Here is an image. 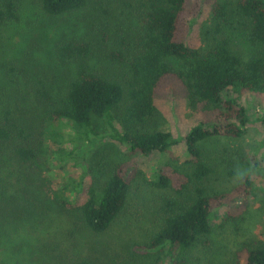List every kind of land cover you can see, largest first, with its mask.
Segmentation results:
<instances>
[{
	"label": "trees",
	"instance_id": "1",
	"mask_svg": "<svg viewBox=\"0 0 264 264\" xmlns=\"http://www.w3.org/2000/svg\"><path fill=\"white\" fill-rule=\"evenodd\" d=\"M40 2L48 14L63 15L85 11L92 0ZM203 2L211 9L210 28H214L210 37L208 26L204 29L206 45L195 47L188 41L189 16L200 12L203 4L139 0L141 29L136 35L114 31L115 44L104 46L97 57L98 68L92 63L95 38L89 30L90 17L84 16L83 34L54 46L63 85L58 90V81L40 76L32 84L35 100L45 106L42 115L16 81L15 72L0 60V164H10L14 158L28 180L24 190L38 192L40 205L50 213L38 232L28 231L13 199H1L0 247L6 259L24 264H109L84 250H102L97 238L122 215L131 180L139 176L146 192L153 193V204L149 206L146 198L145 209L156 230L143 244L146 253H131L124 264H195L188 254L200 247L212 264H264V238L253 235H243L238 255L231 259L217 260L222 255L211 250L212 220L218 208L227 204L226 220L241 224L249 216L253 180L245 175L230 192L209 190L217 174L235 175L244 161L251 162L234 142L252 121L264 126V115L253 119L241 101L246 95L264 94V0ZM17 6L15 0H0V23L17 19ZM229 31L245 35L251 47L247 59L233 49ZM2 39L0 30V53ZM168 75L184 84L190 104L213 105L215 120L198 121L182 137L158 126L156 94ZM97 120L104 124V132L98 130ZM106 138L123 146L125 159L115 162L111 151L100 147L93 152L97 174L92 181L86 170L70 171L65 177L67 164L74 161L77 166L76 160ZM181 142L190 159H170L153 178L139 168V156L168 153ZM258 147L264 152V138ZM263 159L254 165L261 167ZM53 165L64 183L49 198L43 185L39 189L30 184L35 173H48ZM71 189L85 198L76 204Z\"/></svg>",
	"mask_w": 264,
	"mask_h": 264
},
{
	"label": "rangeland",
	"instance_id": "2",
	"mask_svg": "<svg viewBox=\"0 0 264 264\" xmlns=\"http://www.w3.org/2000/svg\"><path fill=\"white\" fill-rule=\"evenodd\" d=\"M18 7V18L13 22L0 23L2 32V52L0 60L9 65L16 74V81L25 91L34 105L38 115L45 112V106L35 100L32 84L37 83L40 77H45L49 81H58L56 84L63 85L62 67L56 63L54 46L61 39H69L74 36H81L85 30L84 16H89L91 23V33L95 38V54L92 63L99 66L98 55L103 52L105 45H114V31L124 32L125 35L134 34L141 29L140 14L142 12L139 0H92L91 5L85 11H77L70 14L51 15L44 11L40 0H15ZM199 5L205 3L204 0H196ZM197 5V6H199ZM191 21L188 41L192 46L202 47L207 38L204 29L208 26L207 35L213 34L211 9L203 4L198 10L189 16ZM233 49L247 59L251 52L245 35L242 32L229 31ZM27 62L32 66L27 65ZM5 64V65H6ZM98 68V67H97ZM40 76V77H39ZM157 105L159 116L155 118L157 125L162 129L171 131L175 137L185 136L189 129L198 121L213 122L217 115V109L213 105L199 102L197 105L190 104L187 100V91L184 84L175 75H168L161 83L157 91ZM241 101L248 106L253 119L264 115V94L246 95L241 97ZM29 109V107H27ZM32 108V107H31ZM35 111V112H36ZM24 118L27 115L24 113ZM97 128L104 132V124L97 120ZM264 138V126L258 121H252L246 133L235 143V148H241L245 160L250 159V163H242L237 167L235 175L217 174L209 182L211 192H230L242 183V178L248 175L254 182L252 194L248 197L249 216L241 224L226 220L228 205L218 208L217 216L212 220L213 240L211 250L222 256L220 258L231 259L238 255L244 234L253 235L257 238H264V159L261 167H256L254 162L260 161L264 152L258 145ZM104 147L109 149L114 161L125 159L123 146L116 142H111L108 138L102 139L101 143L88 150L85 158H80L75 162L71 161L65 167V177L70 171H88V180L92 181L97 168L92 162L95 149ZM215 144L213 145V148ZM181 160L190 159L184 143H178L168 153L153 152L149 156H139L138 166L148 178H153L157 168L172 158ZM256 157V158H254ZM94 159V158H93ZM256 159V160H253ZM17 161L12 158L11 163L2 162L0 164V201L10 197L23 213L26 228L38 232L41 224L50 213L44 212L38 200V192L30 193L25 191L24 170L18 167ZM76 167V168H75ZM95 168V169H94ZM41 170V169H40ZM59 175V174H58ZM57 175V168H53L48 173L41 170V174L35 173L30 185L39 188L43 185L49 192V198L55 196L53 189H61L64 183ZM142 177L131 180V188L127 205L119 217L105 234L100 235L97 240L100 243V252L89 250L84 251L100 255L103 261L109 264H124L130 258L131 253H146L144 242L156 229L153 226V218L146 211L145 200L147 198L149 206L153 204V193L146 192L147 185ZM37 191V190H36ZM71 200L76 204L80 203L85 194L73 189L70 191ZM248 215V214H247ZM137 245V246H136ZM105 246V247H104ZM94 248V247H90ZM0 247V264H24L21 261L6 259ZM205 250L195 248L189 257L195 264H212L204 257ZM214 259V258H212ZM168 261H165V264Z\"/></svg>",
	"mask_w": 264,
	"mask_h": 264
}]
</instances>
